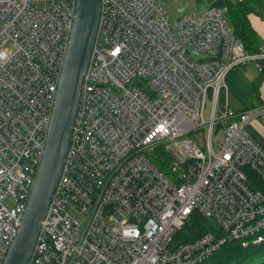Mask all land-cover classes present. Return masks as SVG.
<instances>
[{
  "label": "built area",
  "instance_id": "2783aa9c",
  "mask_svg": "<svg viewBox=\"0 0 264 264\" xmlns=\"http://www.w3.org/2000/svg\"><path fill=\"white\" fill-rule=\"evenodd\" d=\"M73 9L74 0H0V264L43 155ZM248 68L264 74V47L248 52L222 8L171 26L156 0H100L62 173L28 264H171V232L193 209L232 231L234 209L262 198L248 172L264 183V149L245 131L264 121V104L231 108L225 83ZM247 215L235 219L237 241L251 234Z\"/></svg>",
  "mask_w": 264,
  "mask_h": 264
},
{
  "label": "water",
  "instance_id": "95a60500",
  "mask_svg": "<svg viewBox=\"0 0 264 264\" xmlns=\"http://www.w3.org/2000/svg\"><path fill=\"white\" fill-rule=\"evenodd\" d=\"M99 13L100 0H74L72 27L57 81L43 155L21 225L2 264H28L30 261L41 222L62 173Z\"/></svg>",
  "mask_w": 264,
  "mask_h": 264
},
{
  "label": "trees",
  "instance_id": "16d2710c",
  "mask_svg": "<svg viewBox=\"0 0 264 264\" xmlns=\"http://www.w3.org/2000/svg\"><path fill=\"white\" fill-rule=\"evenodd\" d=\"M210 5L225 10L234 36L248 52L257 51L259 41L247 16L254 14L264 21L262 0H211ZM249 106L252 105L246 108ZM205 233H213L210 224L199 215L192 214L176 229L172 246L189 243ZM252 249L256 250L251 252ZM200 264H264V243L249 245L246 249L241 248L238 243H226Z\"/></svg>",
  "mask_w": 264,
  "mask_h": 264
},
{
  "label": "bare ground",
  "instance_id": "6f19581e",
  "mask_svg": "<svg viewBox=\"0 0 264 264\" xmlns=\"http://www.w3.org/2000/svg\"><path fill=\"white\" fill-rule=\"evenodd\" d=\"M74 12V9H73ZM63 169V168H62ZM248 180L250 182L251 187L260 190L262 192V198L260 197L258 200L252 202L248 206H239L234 209L232 212L233 219H230V223L232 225V231L228 230L227 233L222 231L219 228H216L215 226H212L210 224V227L213 229V233H205L204 235L200 236L199 238L195 239L194 241H191L189 243L185 244H179L172 246V239L174 237V234L176 232L177 228H174L171 232V241H170V250H173V252L177 255L178 260L173 257L171 264H184V258L186 256L190 257L188 260L191 262V264H200L206 259H208L213 252L218 250L222 245L226 243H238L241 248L246 249L249 245H260L264 243V183L260 181V179L254 175V173L248 172ZM262 189V190H261ZM189 213L185 215L182 222L189 219V217L192 214H197L200 217H202L207 223L209 220L204 217V215L195 209L188 210ZM248 211V215L246 218V221L249 224V232L251 233L247 239H241V241H237V238L235 237V232L238 230L236 226L235 219L243 218L244 212ZM209 224V223H208ZM210 235L213 238H210L208 240L203 241L201 238L204 236ZM262 238L261 242H256V239ZM36 244V243H35ZM216 246V247H214ZM214 247V249H212ZM178 250L183 252V256L178 255ZM8 252V251H7Z\"/></svg>",
  "mask_w": 264,
  "mask_h": 264
},
{
  "label": "rangeland",
  "instance_id": "374dc122",
  "mask_svg": "<svg viewBox=\"0 0 264 264\" xmlns=\"http://www.w3.org/2000/svg\"><path fill=\"white\" fill-rule=\"evenodd\" d=\"M210 1L211 0H156L158 6L164 11L171 26L182 14L205 10L207 7L211 6ZM179 9H182L183 12H178ZM223 12L226 25L231 29V24L224 9ZM257 75L258 73L253 68L230 72L226 79L230 107L241 108L242 105L248 103V100L255 98L252 83ZM256 102L254 106L261 105L259 101ZM245 131L262 149H264V121L253 120L249 122L245 127ZM255 250L256 249H252L251 252Z\"/></svg>",
  "mask_w": 264,
  "mask_h": 264
},
{
  "label": "crops",
  "instance_id": "0c3cea01",
  "mask_svg": "<svg viewBox=\"0 0 264 264\" xmlns=\"http://www.w3.org/2000/svg\"><path fill=\"white\" fill-rule=\"evenodd\" d=\"M262 1L264 2V0H262ZM247 19H248L250 27L252 28V30L255 32V34L257 36V39L259 41V47H264V21L261 20L258 16L254 15V14H249L247 16ZM248 69H244V70H248ZM254 70L258 73V75L255 77V80L252 83L253 90H254L253 94H254L255 98L248 100V103H250L251 105H254V103H257L256 101H259V103L264 104V74L259 73L256 69H254ZM228 75L226 76V79H227ZM226 79H225V83H226ZM228 93H229V91H228ZM228 101H229V99H228ZM248 103L246 105L245 104L242 105L241 108H233V109L243 110L248 105H250ZM229 105H230V103H229Z\"/></svg>",
  "mask_w": 264,
  "mask_h": 264
}]
</instances>
